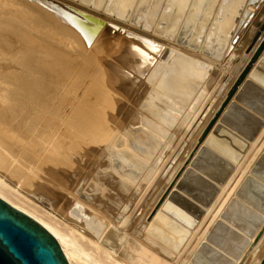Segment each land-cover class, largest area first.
<instances>
[{
  "label": "bare ground",
  "instance_id": "obj_1",
  "mask_svg": "<svg viewBox=\"0 0 264 264\" xmlns=\"http://www.w3.org/2000/svg\"><path fill=\"white\" fill-rule=\"evenodd\" d=\"M171 1L156 0L158 13L154 15L152 26L142 29L135 22L137 1L130 15L124 18L121 12L125 10V4L119 0L114 1L113 5V8L117 6L121 10L117 15L106 13L107 2L97 8L83 0H0V197L49 232L68 264H131L117 251L101 244L105 229L110 224L118 227L122 217L132 208L188 121L192 95L216 80L219 67L215 66H219V61L226 54L228 57L264 2L237 0L239 14L228 45L217 63L212 64L188 53L187 48L195 54L202 52L200 46L190 48L183 45L180 34L182 25H188V16L199 0H187L174 34L158 27L162 20L161 11L170 6ZM216 9L217 4L213 14ZM164 18L167 25H174L167 21V17ZM207 25H211V20ZM138 28L145 33L137 31ZM259 31L255 42L251 46L247 44L243 49L245 52H241L231 78L229 76L224 82L223 91L217 93L212 106L197 119L123 228L140 243L145 241L142 244L155 253L159 251L157 254L162 257L166 253L167 257H171L169 259L174 260L179 251L175 246L187 241L189 235L186 237V232L192 233V229L181 219L184 211L176 209L178 213L181 212L178 214L171 210L175 203L163 210L166 201L163 198L169 186L186 175L191 180L187 192L191 190L196 198L205 197L206 202L209 199L213 201L216 194L208 191L213 186L221 190L231 174L229 163L208 152L204 153L206 164L203 167L192 166L191 162L199 145L213 149L206 142L211 138L212 131L223 124L226 110L245 84L255 80L254 71L264 58V48L236 92L224 104L227 92L264 40V24ZM88 76L93 80L90 81ZM169 93L175 96V100H171ZM181 97L184 99L180 102ZM130 104L135 111L130 109ZM176 104L182 108L177 109L179 106ZM128 110L133 115L130 123L124 126ZM177 110L181 115L175 124L172 114ZM142 111H145V115ZM214 117L215 122L200 140ZM153 118L166 126L175 125L171 129L172 136L167 131L162 135L153 131L150 128ZM59 121L77 126L83 136L96 143L98 137L102 139L107 136L110 125L114 127L108 142L99 144L102 150L95 165L102 164L104 157H110L112 162L114 156L128 166L124 171V168L118 169L112 163L111 167L101 169L111 170L105 180L110 186L114 185L123 199V204L116 203L122 210L118 216L114 217L112 207L102 200L98 201L95 196L90 198L91 204L69 192L73 196L74 206L69 210L73 216L68 218L62 206V186L51 191L45 186L44 178L37 174L36 170L48 174L53 165L70 167L68 152H78L80 145L83 146L81 142L75 144L77 140L67 136L68 131L62 129ZM119 138H122V146L113 144V149L118 151L116 154L109 147L112 140L116 142ZM135 148L142 151L153 148L160 154V159L155 163L137 154ZM107 150L112 152V156H107ZM125 150L144 162L141 171L137 169L139 162ZM89 151V155L95 153L93 147ZM45 152L49 155H43ZM136 171L138 175L142 172L143 177L138 176L137 179ZM71 172L63 175L64 184L74 181L75 174ZM222 178L225 179L220 182ZM253 178L249 187L264 185V175ZM175 185H172V189L176 188ZM243 187L240 184L236 188L218 215V224L209 228L208 236L203 238L211 248H197L186 264H209L205 259L208 256L224 264H264V212L259 205L261 199L254 197L253 201L248 199L249 203L238 197L236 191H241ZM242 191L245 196L244 188ZM166 196L168 198L169 195ZM83 207L90 213H85ZM142 212L143 221H137L138 224L136 219ZM75 216L81 222L73 218ZM156 217L158 222H155ZM220 220L227 221L229 225L224 230L227 234L225 238L216 236L217 233L222 234L223 229L220 230L218 226ZM153 222L161 224L163 229L155 226L149 230ZM136 223L140 227L138 232L141 231L138 236L130 230Z\"/></svg>",
  "mask_w": 264,
  "mask_h": 264
},
{
  "label": "water",
  "instance_id": "obj_2",
  "mask_svg": "<svg viewBox=\"0 0 264 264\" xmlns=\"http://www.w3.org/2000/svg\"><path fill=\"white\" fill-rule=\"evenodd\" d=\"M83 1L91 6H97V8H101L102 5L107 2V5L105 4L106 13L110 15H117L120 14L119 12H121L117 6L113 8L114 1L118 0ZM119 1L121 3L124 2L125 4V10L121 12L124 13V18H127L130 15L131 9L135 1H137L138 9H136L137 12L135 13V17H137L135 20L136 25L142 29H149L152 26L151 23L158 13V10L156 11V0ZM218 1L219 0L209 1V9H207L208 14L205 15L206 10L203 13L206 21H204V19L202 20V15L200 18V24L195 25L196 22L193 21V16L196 15L197 2L195 4V8L191 10V14L188 16V25H182L183 27L180 32L181 38L183 39V45L190 48H197L200 46L202 53L195 54L194 51L189 48L185 50L188 53L196 55L197 57L212 64H216L217 60L222 57L234 29V22L236 21V18L239 14V7H236L238 5L237 0H221V2L219 1L220 6L218 5ZM187 2V0H172L170 6L161 11L162 20L160 21L158 27L161 30L171 31L169 32L171 35L174 34L176 32V28L178 27L177 23L180 20L181 13L186 7ZM216 4L217 11L215 10L216 12L213 14ZM219 9H223V13H221ZM207 16L213 17L210 26L207 25L209 22ZM164 17H167V21L173 23L174 25H167ZM263 24L264 2L250 23L247 25L246 29L228 55L227 59L221 65V73L213 86L210 88L209 92L204 97L199 109L187 123L180 137L176 140L165 158L162 160L161 164L153 174L144 190L139 195L132 208L122 217L118 227L110 224L105 229L100 239L101 244L112 251H117L118 255L129 263L186 264L194 252H196L197 248L202 250L211 248L205 241H203V238L207 235L209 228L212 226L215 227L218 224V215L240 184L244 186L243 188L246 197L243 194V188H240L242 192L240 190L236 191L238 197L245 199L246 202H249L248 199L253 201L254 197L260 198L261 201L259 205L262 207L261 209L264 212V185H260L259 188H254L252 186L249 187V184L254 180L253 176L261 178V176L264 175V152L262 153V150L264 149L263 58L261 59L259 66L254 71L255 80L252 82L248 81L245 84L238 94L236 100H233L226 110L223 117V124L217 126L216 129L212 131L209 141H206L209 145H212L213 149L210 147L207 148L204 145H199L200 147L197 150L198 152L195 155L194 160L191 162L192 166L197 165L203 167L204 163L206 164L204 153L208 152L229 163L228 168L229 171H231V174L228 179H226V183L223 185V188L220 190L219 188H215L213 186L208 191V193L215 192L212 195L216 194V196L213 201L211 200L212 202L210 199L206 202L205 197L196 198L191 193V190L188 192L186 191L191 187V180L186 175H182L177 182L173 181L174 183L169 186V190L166 193V195H169L168 198L166 195L164 196L165 199L163 198L164 201L166 200L163 210L169 209L168 205L175 203L173 204V208H171V210H175L178 213L176 209H182L185 215H182L184 217L181 216V219L189 229H192L191 234L186 232V237L189 235L187 241L175 246V249L179 251L174 257V261L171 262L168 259L158 255L123 231V228L134 216L145 196L155 184L160 173L168 164L169 160L181 144V141L193 126L198 115L212 98L215 91L220 87V84L225 80L230 69L237 62L243 49L247 44L251 46L255 42L260 34L259 28ZM191 25L193 26L191 27ZM207 27L208 30L206 32ZM142 29L138 28L137 31L145 33V31ZM263 48L264 40L256 49L253 56L249 59L244 69L241 71L237 80L227 92L224 104H226L232 97L233 93L236 92L241 80L245 77L246 72L251 68L259 54H261ZM215 118L216 117H214L209 122L205 131H203L200 140H202V138L211 128L215 122ZM250 141L251 143L249 144ZM219 152L222 153L220 154ZM229 161H231V163ZM232 162L234 164L236 163V167L233 166ZM201 171L204 172V169H201ZM224 179L225 178H222L220 182H222ZM172 185H175L176 188L172 189ZM217 204L219 205L216 208ZM206 207H208V209L204 210ZM178 214H181V212ZM157 220L158 218L156 217L155 222H158ZM220 221L221 223L218 226L220 227V230L223 229L222 234L219 235L217 233L216 236L225 238L227 234L224 230L228 229L229 225L227 221ZM155 222L151 223L149 230H152L155 226H158V228L162 227L161 224L157 225ZM172 233L177 235L176 232ZM207 239L208 241L210 240L208 237ZM241 249L242 246L239 248V250ZM205 259L209 264H224L223 262H218L211 256H208ZM0 264H68V262L56 240L49 232H47L40 224H38L37 221L33 220L23 212L17 210L5 202V198L0 197Z\"/></svg>",
  "mask_w": 264,
  "mask_h": 264
},
{
  "label": "rangeland",
  "instance_id": "obj_3",
  "mask_svg": "<svg viewBox=\"0 0 264 264\" xmlns=\"http://www.w3.org/2000/svg\"><path fill=\"white\" fill-rule=\"evenodd\" d=\"M209 1L210 0H201V1H199L198 2V4H197V9H196V15L195 16H193V21H195L196 22V24L195 25H199L200 24V18L202 17V15H203V13H204V11L206 10V13H205V15H207L208 14V11H207V9H209ZM220 2H221V0H219ZM218 1V5L220 6V2ZM218 6V7H219ZM217 11V10H216ZM219 11H221V13H223V9L222 10H220L219 9ZM198 16H200V17H198ZM208 17V21H210V20H213L212 18L213 17H211V16H207ZM204 19V21H206V18H204V15H203V17H202V20ZM199 20V21H198ZM193 25H191V27H192ZM191 31V30H190ZM192 32V31H191ZM243 52H245V50L243 51ZM226 57H227V54L223 57V59H221L220 61H219V66H215V67H219L218 68V77H219V75H220V73H221V65L224 63V61L226 60ZM241 57V56H240ZM239 57V58H240ZM238 58V59H239ZM237 62H238V60H237ZM237 62L235 63V65L237 64ZM235 65L230 69V70H232V72H230V73H228V75H227V77L225 78V80L229 77V79L231 78V75H232V73H233V70H234V67H235ZM217 77V78H218ZM88 78H90L89 76H88ZM217 78H216V80H217ZM143 79L144 78H142L141 80L143 81ZM229 79H228V81H229ZM93 79H91L90 78V81H92ZM215 80V81H216ZM225 80L220 84V87L215 91V93L213 94V96H212V98L209 100V102L205 105V107L203 108V110L201 111V113L198 115V117L196 118V120H195V122H194V124L197 122V119L203 114H205L207 111H208V109H209V107H211L212 106V104H213V101L215 102V99H216V96H218V94H220L223 90L222 89H224L223 88V85H224V82H225ZM141 81V82H142ZM215 81L211 84V85H209V86H207V87H203V88H201V89H199L194 95H192L193 96V99H192V101H191V103L189 104V109H190V111H189V113H190V116H189V118H188V121L186 122V124H185V126L187 125V123L190 121V119L195 115V113L197 112V110L199 109V107H200V105H201V103H202V101H203V99H204V97L206 96V94L209 92V90H210V88L213 86V84L215 83ZM147 82V81H146ZM145 82V83H146ZM148 83V82H147ZM218 93V94H217ZM170 94V93H169ZM188 95V94H187ZM187 95H186V97H187ZM175 96L173 95V94H170V98H171V100L173 99V100H175V98H174ZM169 98V99H170ZM189 98H191V97H189ZM180 99V102L181 101H183V99L184 98H179ZM182 99V100H181ZM172 100V101H173ZM197 101V102H196ZM196 102V103H195ZM177 105V104H176ZM128 106H130L131 108L130 109H132L133 108V105H128ZM177 106H179V105H177ZM182 108V106H179V107H177V109H181ZM129 109V110H130ZM128 110V111H129ZM136 109L135 108H133V111H135ZM192 111V112H191ZM145 111H142V114L143 115H145V113H144ZM130 113V111L129 112H127V114H128V117H126V119H125V121H123V124H124V126H127L126 124H128V123H130V121H131V116L133 115V114H131L132 113V111H131V113ZM176 115H178V116H176ZM181 114L180 113H178V110H177V112H175V114L173 113L172 114V116H173V118H172V120H173V122L176 124L177 123V120H179V116H180ZM129 118V119H128ZM152 122H151V126H150V128L153 130V131H156L157 133H159V134H163L164 132H166L167 131V133L168 134H170L171 136H172V130H173V128H174V126L175 125H173V127L172 126H166L165 124H163L160 120H158L157 118H153L152 120H151ZM126 122V123H125ZM138 122H136V124H137ZM59 124L61 125L62 124V129H64V130H66V131H68V137H70L71 139H76L77 141H75L76 143L75 144H77V143H79V142H81L82 144H83V146L82 145H80V147H79V149L80 150H78V152H73V151H70L71 152V154H70V152H68V155H67V159L70 161V167H67V168H64V167H59V166H57V165H53V169H50V171L51 172H48V174H44L43 172H41V171H38V170H36L37 171V174H39L40 176H42L43 178H44V184H45V186L49 189V190H51V191H55V190H58V186H62V190H61V193H62V195H63V204H62V206H64L63 207V210H64V213H65V215L68 217V218H71L72 216H73V214H71L70 213V209L71 208H73V206H74V200H73V196L70 194V193H73V195H77V196H79L81 199H83L84 201H86L87 203H91L92 204V201L90 200V198H92V197H97L98 199V201L99 200H102V201H104V202H106L107 204H109V206H111L112 207V212H111V214L112 215H114V217H116V216H118V214H119V211H121L122 212V210H121V208L120 207H118V206H120V205H118V204H116V203H122V201H123V199H121L120 198V196L118 195V193H117V191L115 190V187H114V185L112 186H110L109 185V183L108 182H106L107 180H105L106 179V176L108 175V174H111V170L110 171H106V170H101L102 168H107V167H111V165H112V163H113V165L116 167V168H118V169H122V168H124V171H125V169L127 170V168H128V166L125 164V163H123V162H119V160L117 159V158H115L114 156H112L111 155V153L110 152H108V150H107V156H112V158L111 159H113V161L112 162H110V157H104V159H103V157H101L103 160L101 161V163L102 164H98L97 166L95 165L96 163V161H98L99 160V157H100V154H101V150H102V147H100L99 146V144H106L107 142H108V140L111 138V135H112V132L110 133V131L114 128L113 126H111L110 125V130H108V133H107V136H105V138H102V139H98L97 138V143L96 142H92L91 140H89V139H87L85 136H83L81 133H80V131L77 129V126H74V125H70V124H68L67 122H61V121H59ZM194 124H193V126H194ZM185 126H184V128H185ZM192 126V127H193ZM191 127V128H192ZM184 128H183V130H184ZM172 129V130H171ZM115 130V129H114ZM183 130H182V132H183ZM191 130V129H190ZM190 130H189V132H190ZM181 132V133H182ZM188 132V133H189ZM181 133H180V135H181ZM187 133V134H188ZM186 134V135H187ZM180 135H179V137H180ZM185 135V136H186ZM178 137V138H179ZM122 139V138H121ZM121 139L119 138V140L118 141H116L115 142V140H112L111 142H110V147H109V149L110 150H114L113 149V144H117L118 146H122V144H121ZM184 139V138H183ZM183 141V140H182ZM65 143H67V142H65ZM251 142H249V144H250ZM133 144V143H132ZM93 147V149H95V153L93 152L91 155H89L88 154V152H90L89 150L91 149ZM86 151V152H85ZM115 151V152H114ZM113 152L114 153H118V151H116V150H114ZM135 151L137 152V154H139L140 156H143V157H145V158H147V159H151V160H158V158L160 159V154L158 153V152H156L153 148H149V150L147 151L146 149H143V151L142 150H138L137 148H135ZM85 153V155H84V153ZM125 152L126 153H128V154H130L131 156H133L134 158H135V160H137V163L139 162V164H137V169H138V171H141L142 170V168H143V161L141 160V159H139L136 155H134L132 152H129V151H127V150H125ZM264 152V149L262 150V153ZM49 155L47 152H45V154H43V155ZM106 155V154H105ZM47 157H49V156H47ZM87 158V159H86ZM23 161V160H22ZM24 162V161H23ZM157 161H155V163H156ZM26 163V162H25ZM49 164H50V162H48ZM104 163V164H103ZM167 166V165H166ZM235 166H236V163H235ZM33 169H35V168H33ZM75 169V170H74ZM123 170V169H122ZM72 171V172H71ZM69 172H71V173H74L75 175L73 176V178H74V181L73 182H71L70 184H68V183H63V175H65V174H67V173H69ZM109 172V173H108ZM135 173H137L136 174V176H137V179H138V176L140 177V178H142L143 177V173L141 172V173H139V175H138V172L136 171ZM70 192V193H69ZM48 196H50V195H48ZM46 199H48V197L46 198ZM121 201V202H120ZM124 203V202H123ZM122 203V204H123ZM122 204H121V206H122ZM83 211H85V213H90L85 207H83ZM141 216H143V212L141 213V214H139L138 215V217H137V219H136V222L138 221V222H140V221H143V219H142V217ZM73 218H75L76 220H78L79 219V217H77V216H75V217H73ZM140 218V219H139ZM78 221H80V220H78ZM81 222V221H80ZM137 222V223H138ZM135 224L134 226H131V228H130V230H132L131 232L133 233V234H135V235H140L141 234V231H139L138 232V230H140V227L138 226V224ZM138 228V229H137ZM135 231V232H134ZM138 233V234H137ZM142 243H145V241L144 242H142ZM149 246V245H148ZM151 247V246H150ZM152 249H154V248H152ZM155 250V249H154ZM156 251V250H155ZM157 253H159V251H157ZM165 256H166V258H171V257H167L168 255H166V253H165ZM164 256V257H165ZM171 262H173L174 260L172 259H169Z\"/></svg>",
  "mask_w": 264,
  "mask_h": 264
}]
</instances>
